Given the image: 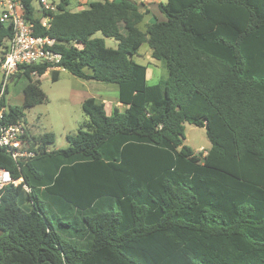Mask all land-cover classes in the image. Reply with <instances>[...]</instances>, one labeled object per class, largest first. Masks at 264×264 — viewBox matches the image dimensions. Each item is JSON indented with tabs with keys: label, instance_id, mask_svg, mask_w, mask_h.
Returning a JSON list of instances; mask_svg holds the SVG:
<instances>
[{
	"label": "trees",
	"instance_id": "16d2710c",
	"mask_svg": "<svg viewBox=\"0 0 264 264\" xmlns=\"http://www.w3.org/2000/svg\"><path fill=\"white\" fill-rule=\"evenodd\" d=\"M22 1L36 34L55 41L56 68L117 85L126 108L107 115L88 98L65 149L27 129L31 157L0 149V170L22 179L0 190V264H264V0H167L166 21L143 31L150 12L132 0L76 12L59 0L49 29ZM12 37L0 23V57ZM143 44L167 71L156 85L133 60ZM59 70L21 67V103L5 89L1 124H25L47 101L34 77L56 82ZM185 124L205 130V154L183 144Z\"/></svg>",
	"mask_w": 264,
	"mask_h": 264
},
{
	"label": "rangeland",
	"instance_id": "374dc122",
	"mask_svg": "<svg viewBox=\"0 0 264 264\" xmlns=\"http://www.w3.org/2000/svg\"><path fill=\"white\" fill-rule=\"evenodd\" d=\"M92 1L94 0H88V3ZM135 1L139 2L140 0ZM143 1H158L165 3L167 0H142V2ZM54 2L58 3L59 0H54ZM81 8H86V4L82 5L81 0H70V4L66 9L76 12L82 10ZM34 15L38 17L37 12H35ZM144 23H149L148 19H144L139 25L142 31L145 29ZM93 37L103 39L107 48L115 49L117 47V42L114 39L104 38L101 33H96ZM148 52H150L149 47L147 44H143L133 60L142 65L147 64L146 82L147 85L151 86L164 80L167 77V71L162 62L151 59ZM39 80L41 89L47 96V101L27 110L25 117L26 122L24 124L25 128L27 129L29 127L28 124H31L38 132H53L55 135V142L50 145V148H64L67 146L65 136L67 134L76 133L86 119L80 104L71 100V92L77 89L78 84L83 81L65 71L59 74L58 81L56 82L51 80L50 75H48L47 78L43 77ZM25 83V79L21 77L14 78L12 83L8 85L6 94V102L8 105H19L21 103L22 89ZM98 86H106V84L95 81L89 82L88 88L80 91L82 97L86 98L90 97V95H98L97 92H93V90L89 91L90 89H96ZM183 144L194 150L196 154L199 152L205 154L211 146L206 137L205 130L189 124L184 125Z\"/></svg>",
	"mask_w": 264,
	"mask_h": 264
},
{
	"label": "built area",
	"instance_id": "2783aa9c",
	"mask_svg": "<svg viewBox=\"0 0 264 264\" xmlns=\"http://www.w3.org/2000/svg\"><path fill=\"white\" fill-rule=\"evenodd\" d=\"M54 0H34L35 12L40 16L39 25L49 29L52 14L57 12ZM0 23L11 26L13 37L4 41V54L0 58V101L5 89L13 81L21 67L47 64L53 69L61 61V55L53 50L55 41L36 34L35 24L26 17V8L22 0H0ZM6 107L0 106V149H4L14 160L31 157L22 150V137L26 133L23 123L11 126L1 124ZM22 179L13 180L7 171L0 170V190L8 185L17 187ZM25 191H29L23 186Z\"/></svg>",
	"mask_w": 264,
	"mask_h": 264
},
{
	"label": "crops",
	"instance_id": "0c3cea01",
	"mask_svg": "<svg viewBox=\"0 0 264 264\" xmlns=\"http://www.w3.org/2000/svg\"><path fill=\"white\" fill-rule=\"evenodd\" d=\"M82 1V5H87L88 4V0H81ZM134 2H136L138 5L139 4H145L146 7L148 8L149 10V15L145 16L144 19H148V22L149 23H144V26L148 25V24H151L153 23L154 21H159V22H162V21H166L165 17L163 15L160 14V12L158 11V5L159 3H162V2H142V0H140L139 2L138 1H135V0H132ZM167 2V1H166ZM84 3V4H83ZM82 9V8H81ZM80 11V10H79ZM143 19V20H144ZM150 58H151V50L150 52H148ZM137 55V54H136ZM135 55V56H136ZM147 55V56H148ZM134 56V57H135ZM133 57V59H134ZM1 58V57H0ZM152 59V58H151ZM154 60V59H153ZM147 65V64H146ZM148 68V66H147ZM148 70V69H147ZM65 70H59V74L61 72H64ZM67 72V71H65ZM70 74V73H69ZM50 75V71H47L44 75H42L41 77H34V79H41L43 77L47 78V76ZM73 76V75H72ZM75 77V76H74ZM77 78V77H76ZM147 78V77H146ZM79 79V78H78ZM1 80H2V74H1V71H0V83H1ZM82 80L83 82H80V84H78V88L73 90L71 92V100L75 103H78L80 104L81 106V109H82V104L83 102L88 99V98H95L96 100H99L100 102H102L104 105H105V110H106V114L107 115H110L111 114V111L114 107H117V108H120V109H125L126 106L122 105L121 103H119L118 101V87L117 85L115 84H106V86H98L96 89H90L89 91L93 90V92H97L98 95H90V97H82L80 91L83 90V89H86L88 88V85H89V82H91L92 80H83V79H80ZM40 81V80H39ZM96 82V81H95ZM12 83V82H11ZM10 83V84H11ZM110 85H115V86H110ZM27 114V112H26ZM26 117V116H25ZM25 122H26V118H25ZM28 124V123H27ZM29 127L27 128L28 130V133L31 135V136H39V135H42L44 133H52L54 134L53 132L49 131V132H44V133H41V132H38L36 130V128L34 126H32L31 124H28ZM64 132H67V131H64ZM66 134V133H65ZM68 135V134H67ZM66 135V136H67ZM55 136V135H54ZM66 136H65V139H66ZM68 146V144H67ZM67 146H65L64 148H54V149H51L50 148V145L48 146V151H54V150H61V149H65Z\"/></svg>",
	"mask_w": 264,
	"mask_h": 264
}]
</instances>
